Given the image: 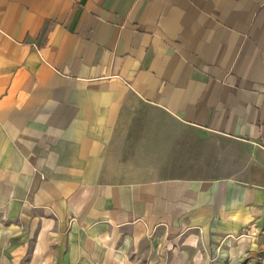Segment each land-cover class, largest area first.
<instances>
[{"label":"crops","instance_id":"0c3cea01","mask_svg":"<svg viewBox=\"0 0 264 264\" xmlns=\"http://www.w3.org/2000/svg\"><path fill=\"white\" fill-rule=\"evenodd\" d=\"M0 264H264V0H0Z\"/></svg>","mask_w":264,"mask_h":264}]
</instances>
